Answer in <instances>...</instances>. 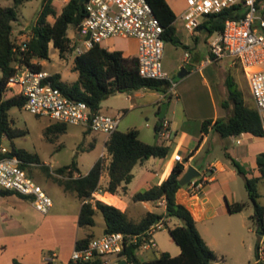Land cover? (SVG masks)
I'll return each mask as SVG.
<instances>
[{"label": "trees", "instance_id": "16d2710c", "mask_svg": "<svg viewBox=\"0 0 264 264\" xmlns=\"http://www.w3.org/2000/svg\"><path fill=\"white\" fill-rule=\"evenodd\" d=\"M25 0H13L14 6L0 5V143L4 137L13 141L16 137L27 134V130L15 127L10 110L13 107L24 108L25 98L13 95L4 98L8 90V80L14 75L17 64H24L32 70H43L42 60L49 59L50 45L58 49L61 56L67 52H73L71 37L68 34L70 26L77 29L85 16V5H80L79 0H69L60 12L53 5V0H45L35 25H31V39L24 51L17 50V43L13 39V22L17 20L16 7ZM154 14L164 27L163 37L166 42L174 45L182 44L175 27L176 14L167 0H148ZM260 8V6H258ZM248 8L243 3L224 8L222 11L209 14L204 17L197 30H204L209 37L223 31L224 23L228 18L241 19L246 16ZM49 16H54L51 23ZM211 56L214 55L211 52ZM74 70L78 72V79L73 83L62 80L60 73H53L51 79L55 86L75 100L86 102L93 112L101 109L102 102L112 94L129 92L142 88L154 89L168 93L172 80L146 78L140 74L137 57H125L121 50L110 51L100 44L94 45L81 55L75 56ZM226 86L228 97L222 102L226 109L231 108V114L227 118H218L213 124V129L222 137L240 135L250 132L262 136L261 120L256 107L246 100L244 91L239 87L235 77L227 76ZM168 97H171L168 95ZM165 118H159L157 131L162 130ZM208 119L203 122V131L212 124ZM66 123L55 122L46 128L45 134H62L66 131ZM106 151L110 161L106 167L109 174V183L102 189L115 193L121 185L129 184L133 177V168L139 162L150 157H165L169 148L161 144H149L140 139L137 128L126 131H115L106 141ZM6 156H17L22 160V166L28 170L31 164L40 165L55 182L64 187L66 191H72L85 200L82 205L78 223L82 227H91L96 224L95 214L102 212L105 219L104 233L122 232L128 244L121 255L130 264H214L216 253L207 245L196 226V221L183 203L177 200V191L182 187L180 178L185 169L184 163L177 162L169 176L158 185L139 191L133 195L135 201L166 202L165 213L148 212L138 222L131 220L128 214L116 206L96 200L92 202L93 193L100 189V180L104 171V159L99 158L86 175L76 176L80 173L76 158L71 163L60 166L54 171L44 164L39 155L13 144L11 151L0 152V159ZM264 156V153L262 154ZM260 163L261 160H260ZM261 170L264 174L263 164ZM201 178V177H199ZM255 179L246 178V185L251 200L254 203V213L251 220L257 227V232H264V207L258 204V192L255 188ZM125 188V186H124ZM17 194L13 191L0 188V196ZM20 197L30 198L21 194ZM228 211L237 213L244 210V202L228 203ZM168 217H176L181 224L170 227L169 233L173 240L181 248L180 254L173 256L169 252H160L155 258L141 260L137 255L140 245L149 239L148 230L152 225ZM138 235L137 242L132 241L133 236ZM92 238L91 234L76 241V248L86 247ZM261 242L256 245V259L249 264H264L260 254ZM13 264H23L18 259ZM67 264H104V257L96 255L89 261H74L70 259Z\"/></svg>", "mask_w": 264, "mask_h": 264}, {"label": "crops", "instance_id": "0c3cea01", "mask_svg": "<svg viewBox=\"0 0 264 264\" xmlns=\"http://www.w3.org/2000/svg\"><path fill=\"white\" fill-rule=\"evenodd\" d=\"M62 2H64L63 6L67 4L65 0H62ZM167 2L176 14L174 24L177 35L182 44L186 47L166 42L164 56L166 54V45L172 44L173 52L177 55L172 69H180L181 71L182 68H185L188 73L178 81L174 80L175 86L170 89L168 93L142 88L129 92L112 94L102 103L106 102L105 107L108 113H111L113 116L120 114L121 119L132 113L142 114L145 117H151L153 113H155L159 122L158 114L162 104L167 102L168 108L164 118L169 124V129L171 131L170 138H167L163 134V129L159 132L157 131L156 126L158 122L155 124V136L151 138L144 132V127L151 128L149 123L142 125L135 122L131 124L128 129L137 128L140 132V139L146 143H158L167 146L169 148L168 154L165 157H150L139 162L133 168L132 172L134 177L129 184L121 185L115 193L109 191L97 193L96 199L92 198L91 201L95 202L96 200H100L112 204L125 211L129 218L135 222L140 221L148 212L165 213L166 203L160 204L159 200L135 201L133 195L139 191L149 189L153 185L161 184L169 176L174 165L177 163L174 158L175 154L181 153L184 158L182 163H184L185 166L183 173L190 166H194L200 171V177H203L211 166L214 167V171L210 174L209 181L198 194H193L187 185L182 186L177 191V200L186 205L191 211L196 221L198 231L207 245L217 255L216 262L220 260L222 262L221 264H228V260L232 259L233 263L242 264L247 259V250H254L255 247L254 239H252V235H250L254 230L248 226V222L251 220L250 217L254 213L255 207H253V212L249 217H243L241 215L243 211L232 214L228 211L227 205L228 203L241 202V198L236 188L233 186V184L237 182L239 176L244 178L245 183L246 178L255 179L256 182L264 179V174L261 170L262 164L264 168V156H262L264 153V137L254 135L250 132L222 137L213 129V124L216 119L227 118L231 114V108L226 109L222 105V102L228 97V89L226 86L227 76L231 74L235 77L236 81L238 80L235 64L240 62L230 57L212 61L210 59L212 57L210 49V40L212 36L209 37L204 30H196L194 32L187 31L183 26L180 15L187 7L186 0H167ZM69 36L71 35L69 34ZM120 38L126 39L128 41L127 44L117 47L111 42V39H109L104 41L106 42L105 45L103 43L101 45L110 51L121 50L125 57H137V39L129 37ZM186 53H189V57H186ZM41 63L43 64V60ZM164 69L168 75L172 71L170 68L164 67ZM168 95L171 96V100H168ZM173 100H175V103H173ZM177 103L181 105L180 111L177 110ZM101 110L102 105L100 111ZM208 119L213 122L208 125L207 130L204 132L203 122ZM212 136L223 144L227 159L208 157L209 153L201 155L204 150H206ZM107 139L108 136L105 134L103 138L105 149ZM238 140H240V142H238ZM105 156L106 153L104 154V158ZM107 158V162L109 163L110 157L107 156ZM260 160L262 163H260ZM200 165H204L203 169L200 168ZM88 172L82 173L80 171V173H76V176L86 175ZM104 173L105 174L102 173L100 180L102 189L108 185L110 179L108 171L106 170ZM107 178L108 181H106ZM50 179L53 180L52 178ZM46 192L48 193L47 190ZM257 192V199H261V192L258 190ZM107 194L111 195V202L104 201L101 198ZM13 195H18V193ZM75 195L77 196L76 193ZM20 198L27 199L32 204L31 197ZM78 199L80 201V214L85 200L79 197ZM1 218H6L5 213H1L0 220ZM77 219L79 220V217ZM5 221H7V219H5ZM181 223V220L176 217H168L165 219V224L166 226L168 225V227L171 224H173L172 227H174ZM5 226L6 225L3 227ZM105 226L106 224L104 225L101 235L104 234ZM79 227L82 228L80 225ZM92 227L93 226L83 227L84 234L75 237L73 250L76 248V241L79 238H83L88 234H91L92 238L101 236L95 234L91 229ZM0 232L2 231L0 230ZM156 233L157 231L152 235V240L154 242L153 246H141L138 248L136 253L141 260L155 258H149L148 250H153L158 254L165 251L173 256L180 254L181 248L172 237L169 243L161 242L159 245L156 241ZM263 240L264 236L260 242L262 243ZM22 246L27 250L26 253L23 254V257L27 260L36 261L31 263L67 264L71 259L70 255L62 260L60 259V253L53 250L45 253L41 252V250H36L34 252V248L29 249L27 245L21 244V247ZM261 249L262 246L260 248V254L261 259L264 260ZM218 255L222 256L221 259H219ZM216 262H214V264H217ZM249 263L250 261H248V264ZM25 264H28V262H25Z\"/></svg>", "mask_w": 264, "mask_h": 264}, {"label": "built area", "instance_id": "2783aa9c", "mask_svg": "<svg viewBox=\"0 0 264 264\" xmlns=\"http://www.w3.org/2000/svg\"><path fill=\"white\" fill-rule=\"evenodd\" d=\"M238 3H243L248 12L241 19L228 18L223 31L212 36L210 49L214 57L210 59L213 61L230 57L241 63L248 78L264 137V32L261 31H264V0H186L187 7L180 18L184 28L194 32L205 16ZM84 5L85 16L71 37L75 56L111 38H135L138 41L140 74L146 78L169 79L163 64L166 44L164 27L148 0H86ZM30 39L31 35L20 37L16 49L24 51ZM186 57H189V53H186ZM51 76L52 73L46 70L36 71L24 64H17L14 75L8 80V90L23 96L24 108L37 116L48 117L56 122L84 125L91 131L105 133L108 138L119 129L120 114L113 116L100 110L93 112L86 102L66 96L54 85ZM174 86L172 81L170 89ZM162 129L163 134L170 138L171 131L167 121L163 122ZM9 151L11 150L1 142L0 152ZM101 158L104 159V155ZM174 158L180 163L184 161L181 153L175 154ZM213 171L214 167L211 166L203 177L188 183L190 191L198 194ZM0 187L31 197L33 206L42 214H47L53 207L51 196L22 166V160L17 156L0 159ZM102 192V188L96 190L92 198L96 199V194ZM159 202L166 203L164 199ZM165 227L164 220L152 225L147 232L149 239L140 247L153 246L152 235ZM138 239L139 236L135 235L132 241L137 242ZM127 244L122 232L104 233L91 238L86 247L75 248L71 259L84 262L99 255L104 257V264H116L124 258L121 253ZM114 254L118 256L117 259L107 258Z\"/></svg>", "mask_w": 264, "mask_h": 264}, {"label": "rangeland", "instance_id": "374dc122", "mask_svg": "<svg viewBox=\"0 0 264 264\" xmlns=\"http://www.w3.org/2000/svg\"><path fill=\"white\" fill-rule=\"evenodd\" d=\"M45 0H25L22 4L16 7L17 20L13 22V39L16 43L19 42L20 37L31 35V31H27L29 26L35 25L37 17L42 10ZM62 0H53V5L58 12L62 10ZM3 6H14L13 0H0ZM48 20L53 23L54 16H49ZM76 28L70 26L68 33L72 37ZM264 32L263 30H261ZM111 42L117 47L127 44V40L120 37L111 38ZM105 45L106 42H103ZM177 55L173 52L172 44L166 45V54L163 58L165 68H173V64ZM75 54L67 52L64 56L60 55L58 49L50 45V57L43 60V70L50 73H60L63 81L73 83L78 79V72L74 70ZM235 71L237 74V81L239 87L244 91L246 100L254 105L253 98L250 93L249 82L246 73L240 63L235 64ZM180 69L170 72L169 79L173 82L178 81ZM2 71L0 69V77ZM12 92L7 90L4 93V98L13 96ZM171 100L170 97H167ZM104 102V101H103ZM175 103V100H173ZM106 102L102 103L101 112L112 115L106 111ZM177 110L180 111L181 105L176 104ZM10 117L15 127L27 130V134L21 137L14 138L13 141L4 137L2 144L11 150L12 142L15 146L28 150L31 153L39 155L41 161L48 165L51 171L56 168L69 164L74 158L77 159L79 169L82 173H87L93 165L105 153L104 158V172L107 170V156L108 153L104 148L103 138L105 133L94 132L88 130L84 125H74L66 123V131L62 134L55 135L50 133L49 136L45 134L46 128L53 125L56 121L48 117H40L32 114L25 108L13 107L10 110ZM146 125L149 123L151 128L144 127V132L149 138L155 136V124L158 122L155 113L151 117H145L142 114L132 113L123 117L119 124V130L126 131L133 123ZM208 157L227 159L225 149L220 141L211 137L206 150L201 155L208 154ZM204 165H200L203 169ZM243 169V168H242ZM246 170V169H245ZM28 172L34 179L40 183L48 191L49 195L54 201V206L47 214L38 212L27 199L20 198L18 195L2 196L0 197V215L5 213L6 218H1L0 232V264H13V259H18L21 263L35 264L33 260H27L23 257L26 249L22 246L27 245L29 249L34 248L41 250V252H49L53 250L60 253V259L64 260L72 254L73 242L76 236L84 234L83 227L78 225L79 205L78 197L72 191H66L61 185L48 177L47 172L38 164H31L28 167ZM108 181V178L107 180ZM255 187L261 192V199H257L258 204L264 207V179L254 182ZM236 188L241 202L246 204L242 216L249 217L253 212L254 203L251 200L249 190L243 177L239 176L237 182L233 184ZM104 187V186H103ZM96 224L91 228L95 234L101 235L105 225V219L102 212L98 211L96 214ZM7 219V221H5ZM250 226L254 232L252 239H254V250H247V259L242 264H248L256 259V245L259 242L257 227L253 221L249 220ZM6 225L5 227H3ZM171 224L157 231L156 241L160 245L161 242L169 243L171 235L169 228ZM21 243V244H20ZM173 243V242H172ZM175 243V242H174ZM262 255L264 256V240L261 243ZM62 253V255H61ZM65 254V255H63ZM149 258L156 257L158 253L153 250H148ZM221 259V255H218ZM24 258V259H23ZM107 258L117 259V255H108ZM228 264L233 263L232 259L228 260ZM216 262V261H215ZM217 264H221L217 260ZM117 264V263H116Z\"/></svg>", "mask_w": 264, "mask_h": 264}, {"label": "water", "instance_id": "95a60500", "mask_svg": "<svg viewBox=\"0 0 264 264\" xmlns=\"http://www.w3.org/2000/svg\"><path fill=\"white\" fill-rule=\"evenodd\" d=\"M86 0H79V4L80 5H84ZM31 28V26H29V28L27 30H29ZM188 71L185 68H182L180 73H179V78L184 77L185 74H187ZM168 108V103L164 102L162 104L161 110L158 114L159 118H164L166 115V111ZM201 176L200 171H198L194 166H190L186 169V171L182 174L181 178H180V185L181 186H186L188 183H190L193 179L198 178ZM264 236V232L263 231H259L258 232V240L259 242L262 240V237ZM117 264H130L125 258L120 259L118 261Z\"/></svg>", "mask_w": 264, "mask_h": 264}, {"label": "bare ground", "instance_id": "6f19581e", "mask_svg": "<svg viewBox=\"0 0 264 264\" xmlns=\"http://www.w3.org/2000/svg\"><path fill=\"white\" fill-rule=\"evenodd\" d=\"M104 201H107V202H111V195H109V194H107V195H105V196H102L101 197Z\"/></svg>", "mask_w": 264, "mask_h": 264}]
</instances>
